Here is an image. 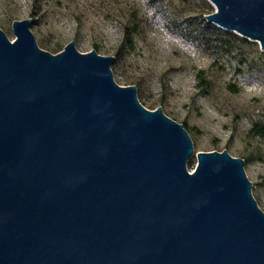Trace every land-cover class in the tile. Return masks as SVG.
<instances>
[{
    "label": "water",
    "instance_id": "1",
    "mask_svg": "<svg viewBox=\"0 0 264 264\" xmlns=\"http://www.w3.org/2000/svg\"><path fill=\"white\" fill-rule=\"evenodd\" d=\"M209 1L210 22L264 50V0ZM33 22L14 41L0 28V264H264L245 160L196 153L115 80V56L54 54Z\"/></svg>",
    "mask_w": 264,
    "mask_h": 264
},
{
    "label": "rangeland",
    "instance_id": "2",
    "mask_svg": "<svg viewBox=\"0 0 264 264\" xmlns=\"http://www.w3.org/2000/svg\"><path fill=\"white\" fill-rule=\"evenodd\" d=\"M209 0H0V28L32 18L41 48L75 41L83 53L115 56V80L135 85L141 103L184 124L195 152L228 150L245 160L264 211V50L208 20ZM134 32L128 37L125 27ZM60 50V51H58ZM197 155L189 161L194 172Z\"/></svg>",
    "mask_w": 264,
    "mask_h": 264
},
{
    "label": "trees",
    "instance_id": "3",
    "mask_svg": "<svg viewBox=\"0 0 264 264\" xmlns=\"http://www.w3.org/2000/svg\"><path fill=\"white\" fill-rule=\"evenodd\" d=\"M125 30H126V34H127L128 37H129V36H131V35L133 34V33H131V32H134V30H136V29H133V30L131 31V27H130L129 25H127V26L125 27ZM58 51H60V50H58ZM254 131H255L258 135L264 137V122H258V123H256V124H255V127H254Z\"/></svg>",
    "mask_w": 264,
    "mask_h": 264
}]
</instances>
